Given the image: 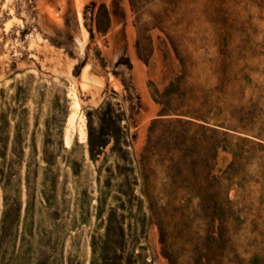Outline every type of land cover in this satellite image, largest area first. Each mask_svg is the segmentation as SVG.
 <instances>
[{
    "label": "rangeland",
    "instance_id": "374dc122",
    "mask_svg": "<svg viewBox=\"0 0 264 264\" xmlns=\"http://www.w3.org/2000/svg\"><path fill=\"white\" fill-rule=\"evenodd\" d=\"M42 2L0 0V264H264V0H84L83 56Z\"/></svg>",
    "mask_w": 264,
    "mask_h": 264
},
{
    "label": "bare ground",
    "instance_id": "6f19581e",
    "mask_svg": "<svg viewBox=\"0 0 264 264\" xmlns=\"http://www.w3.org/2000/svg\"><path fill=\"white\" fill-rule=\"evenodd\" d=\"M5 8H8L11 11L10 16L3 22V28L6 31L10 30L13 25L20 23L18 20V15L14 12L15 9V0H4ZM42 0H40V4H42ZM84 0H73V11H72V19L74 26V50L79 56H83L86 52V48L89 42V33L85 25V17H84ZM57 25L61 24V20H57ZM1 34V32H0ZM10 42V40H7ZM40 42V37L38 35H34L33 39L30 42V46L38 50L37 45ZM11 44V42L9 43ZM17 46L13 48H9L8 45L3 47L2 57L0 58V63L3 59L8 58L10 51L15 50ZM72 67L68 66L64 73L69 76L72 80L74 88L71 93L72 106L71 113L68 118L67 127L64 134V139L66 145H69L73 139L75 133H78L80 138L85 139L86 136V122L84 116L80 112V106L77 102V95L75 93L76 88L78 89H87V88H97L100 87L99 80L93 79L88 75V68L84 69L81 79L76 81V78L71 74ZM108 79L116 84V88L120 90V85L118 81L113 77L109 76ZM77 86V87H76Z\"/></svg>",
    "mask_w": 264,
    "mask_h": 264
},
{
    "label": "crops",
    "instance_id": "0c3cea01",
    "mask_svg": "<svg viewBox=\"0 0 264 264\" xmlns=\"http://www.w3.org/2000/svg\"><path fill=\"white\" fill-rule=\"evenodd\" d=\"M123 49L125 50V52L129 53V58L131 63L130 66L124 68L127 71V74L129 75L131 81H133L134 84L133 86L136 87V89L140 92L141 96L146 97L147 90L145 88V82H144V64L141 62V60L139 59L133 48L130 35H127V40L125 42V45L123 46ZM116 64H118V61L116 62ZM148 117H149V112L147 109L140 108L135 113L136 120L139 121L141 124L144 123L148 119Z\"/></svg>",
    "mask_w": 264,
    "mask_h": 264
}]
</instances>
